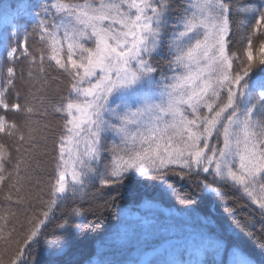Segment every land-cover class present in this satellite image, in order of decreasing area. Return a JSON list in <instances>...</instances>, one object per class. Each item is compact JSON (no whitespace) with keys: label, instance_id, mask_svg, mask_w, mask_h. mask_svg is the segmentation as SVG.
Returning a JSON list of instances; mask_svg holds the SVG:
<instances>
[{"label":"snow or ice","instance_id":"obj_1","mask_svg":"<svg viewBox=\"0 0 264 264\" xmlns=\"http://www.w3.org/2000/svg\"><path fill=\"white\" fill-rule=\"evenodd\" d=\"M0 17L3 59L30 58L27 78L33 81L31 66L44 73L47 58L66 90L54 108L62 119L46 188L28 173L47 136L31 120L25 133L0 115V133L20 132L10 188L17 203L27 205L18 227H9L15 213L0 214V264H45L41 243L65 254L84 228L81 218L92 211L80 207L87 189L98 185V192L119 195L142 178L203 174L198 191L223 199L227 186L255 206L264 225V0H0ZM25 17L31 31L21 23ZM31 37L42 45L35 52ZM15 75L9 66L5 78L0 64V108L31 117L32 106L7 102ZM37 83L28 84L30 92L41 90ZM7 155L0 144V173ZM190 197L182 202L194 206ZM54 219L59 222L49 233ZM234 223L235 235L225 229L211 253L203 249L212 258L196 264H264L242 247L251 240L264 258V235L250 230L253 218ZM154 234L159 239L151 253L136 264H173L157 258L172 233L162 227Z\"/></svg>","mask_w":264,"mask_h":264},{"label":"trees","instance_id":"obj_2","mask_svg":"<svg viewBox=\"0 0 264 264\" xmlns=\"http://www.w3.org/2000/svg\"><path fill=\"white\" fill-rule=\"evenodd\" d=\"M3 2L12 3L14 0ZM21 23L31 31L30 18H23ZM2 38L3 24L0 17V39ZM27 43L31 52L42 47L36 37L29 38ZM4 55V50L0 47V64L3 65L4 77L6 78V69L9 66L14 67L16 72L14 87L6 96L7 102L32 106L34 112L29 117L23 110L17 112L10 109L6 113L0 108V115H7L8 120L20 125V132L25 133L23 125L31 120L33 125L42 129L43 134L47 136L46 147L44 142L40 141V153L31 161L28 173L33 181H41V187L46 188L53 169V142L58 134V122L62 119L54 112V108L59 104L60 97L66 94L64 85L58 82L56 77H60L61 81L64 77L56 71L54 62L50 66L46 58L44 64L46 71L40 73L38 68L31 66L34 80L28 81L30 58L20 56L18 53V59L9 62L3 59ZM37 81L39 82L37 87L41 90L37 92L33 89L30 92L28 84ZM17 92L20 93L19 99L16 96ZM20 132L13 135L0 133V144L5 146L8 154L3 161L4 172L0 173L6 177L0 182V214L15 213L14 217L9 218V227L17 224V221H23L27 215V205L17 203V194L10 188L13 179L9 177L21 155L17 151L20 145L18 140ZM146 179L142 178L135 186L122 189L119 195L107 189L98 192V185L87 189L88 195L80 207L91 208L92 211L86 212L81 218L84 228L72 238L63 255H57L53 246L41 243L40 254L45 264L53 261L56 264H129L140 261L142 256L151 251L150 245H154L159 239V235L154 234L155 230L162 227L172 233L170 236L172 243L166 245V250L157 258L173 264L187 262L196 264L198 260L211 259V255L205 257L203 249L208 248L211 253L212 241L216 236L225 234V229L227 235H235L232 228L235 227L234 222L237 220L244 223L247 217H252L254 227L250 230L258 237L264 235V232H261L264 225L260 222L258 210H254L255 206H251L240 193L222 186L226 196L219 199L206 197L198 191L196 181L204 179L203 174L199 177L193 174L183 180L174 176L164 179L152 178L145 182ZM168 185L173 186L175 190L168 188ZM188 193L195 201L194 206L182 202V197ZM9 194L13 196L11 201L6 199ZM112 196H117V199L111 200ZM232 208H237L235 216L228 213ZM59 214L60 209H57L56 216L59 217ZM58 222L59 220L54 219L48 225L47 231L50 233ZM89 222L92 224L91 228L88 227ZM48 238L52 239V236L49 235ZM242 247L257 259H264L251 240H246Z\"/></svg>","mask_w":264,"mask_h":264},{"label":"rangeland","instance_id":"obj_3","mask_svg":"<svg viewBox=\"0 0 264 264\" xmlns=\"http://www.w3.org/2000/svg\"><path fill=\"white\" fill-rule=\"evenodd\" d=\"M148 253H151V251L150 252H148ZM145 256V255H144ZM144 256H142V258L141 259H143L144 258ZM136 262H138V261H133L132 263H129V264H136Z\"/></svg>","mask_w":264,"mask_h":264}]
</instances>
